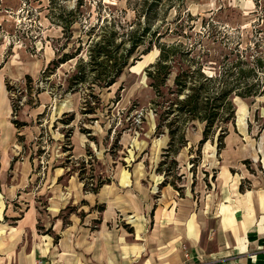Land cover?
Wrapping results in <instances>:
<instances>
[{"label":"rangeland","instance_id":"1","mask_svg":"<svg viewBox=\"0 0 264 264\" xmlns=\"http://www.w3.org/2000/svg\"><path fill=\"white\" fill-rule=\"evenodd\" d=\"M105 29L117 31L116 41L123 40V48L132 37H140L129 64L108 87L71 84L78 61L88 59L89 39ZM162 43L177 47L169 85L188 63L195 68V58L212 74L236 51L264 53V0H0V87H5L11 108L8 120L15 128L13 120L21 124L16 133L22 139L17 138L19 147L9 149L14 167L5 171L10 175L30 163L21 191L37 209L41 233L51 234L48 223L57 218L65 223L69 217L83 219L87 210L103 209L84 183L89 188L99 179L117 184L121 178L123 185V177L133 175L147 184L166 173L177 187L198 188L213 179L220 156L219 127L199 151L203 124L181 121L186 141L174 156L165 150L167 128H162L164 133L155 129L159 114L168 108V94L156 95L146 69L157 60ZM78 50L49 69L52 59ZM232 100L234 120L223 125L232 131L245 125L254 141L264 142V91ZM244 163L250 169V161ZM4 173L0 169V177ZM58 191L66 202L55 209Z\"/></svg>","mask_w":264,"mask_h":264},{"label":"crops","instance_id":"2","mask_svg":"<svg viewBox=\"0 0 264 264\" xmlns=\"http://www.w3.org/2000/svg\"><path fill=\"white\" fill-rule=\"evenodd\" d=\"M10 110L0 87V264H264V142L245 125L228 129L208 185L177 189L160 186V177L145 184L133 175L121 185L118 178L90 191L101 211L57 218L48 234L38 230L37 209L21 191L30 163L5 171L14 167L9 149L19 147ZM248 160L250 169H262L251 171ZM57 200L55 209L66 202L59 191Z\"/></svg>","mask_w":264,"mask_h":264},{"label":"trees","instance_id":"3","mask_svg":"<svg viewBox=\"0 0 264 264\" xmlns=\"http://www.w3.org/2000/svg\"><path fill=\"white\" fill-rule=\"evenodd\" d=\"M116 34L115 30L105 29L97 39H89L88 59L83 61L82 58L78 61L76 70L70 77L71 84L89 83L90 87H108L116 81L129 64L135 46L141 42L139 36L132 37L129 47L123 48L124 41L117 42ZM175 51H177L176 45L167 46L162 43L159 46L157 60L146 69L149 86L154 89L156 95L163 97L168 94L166 98L168 108L159 114L155 129L158 133H164L162 128H167L169 141L165 150L174 156L186 141L181 131V121L195 120L203 124L202 137L198 144L199 151L201 145L212 138L214 130L219 127L220 132L216 141L217 150H220L228 131L223 124L231 123L235 116L233 96L247 98L260 95L264 91V53L254 55L255 52L251 53V49H246L245 54L236 51L232 59L226 58L223 66L212 74H207L202 68L203 64L195 58V68L192 69V64L188 63L184 69L174 73L172 84L169 85L168 81L176 62ZM77 53L79 50L52 59L48 65L49 69L53 70L61 63L75 57ZM25 78L31 81L29 75L26 74ZM10 88L7 84V89ZM169 114L173 115V119L168 120ZM72 119V116L68 117L64 122L69 123ZM13 123L16 128L21 125L15 120ZM17 138L19 141L22 140L21 135H17ZM163 163L164 161H160L159 164ZM157 171H160L159 167ZM164 175L165 178L160 182V186L170 183L180 189L167 180L166 173ZM109 182V178L99 179L96 185L88 188L84 183L83 187L85 191L97 192L103 184Z\"/></svg>","mask_w":264,"mask_h":264},{"label":"built area","instance_id":"4","mask_svg":"<svg viewBox=\"0 0 264 264\" xmlns=\"http://www.w3.org/2000/svg\"><path fill=\"white\" fill-rule=\"evenodd\" d=\"M36 264H41V261H37Z\"/></svg>","mask_w":264,"mask_h":264}]
</instances>
